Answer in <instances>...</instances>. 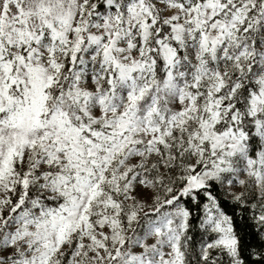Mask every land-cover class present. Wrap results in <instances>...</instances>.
<instances>
[{"label": "snow or ice", "instance_id": "1", "mask_svg": "<svg viewBox=\"0 0 264 264\" xmlns=\"http://www.w3.org/2000/svg\"><path fill=\"white\" fill-rule=\"evenodd\" d=\"M0 264H264V0H0Z\"/></svg>", "mask_w": 264, "mask_h": 264}, {"label": "trees", "instance_id": "2", "mask_svg": "<svg viewBox=\"0 0 264 264\" xmlns=\"http://www.w3.org/2000/svg\"><path fill=\"white\" fill-rule=\"evenodd\" d=\"M239 219V218H238Z\"/></svg>", "mask_w": 264, "mask_h": 264}]
</instances>
